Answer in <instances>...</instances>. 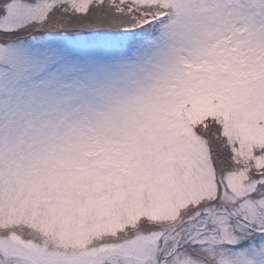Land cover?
Instances as JSON below:
<instances>
[{"label":"snow or ice","instance_id":"1","mask_svg":"<svg viewBox=\"0 0 264 264\" xmlns=\"http://www.w3.org/2000/svg\"><path fill=\"white\" fill-rule=\"evenodd\" d=\"M0 264H264V0H0Z\"/></svg>","mask_w":264,"mask_h":264}]
</instances>
